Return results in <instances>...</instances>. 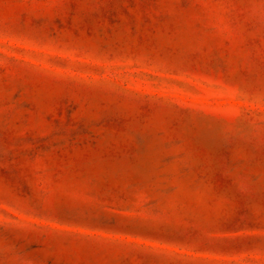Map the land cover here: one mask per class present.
Here are the masks:
<instances>
[{"label": "rangeland", "instance_id": "1", "mask_svg": "<svg viewBox=\"0 0 264 264\" xmlns=\"http://www.w3.org/2000/svg\"><path fill=\"white\" fill-rule=\"evenodd\" d=\"M0 264H264V0H0Z\"/></svg>", "mask_w": 264, "mask_h": 264}]
</instances>
